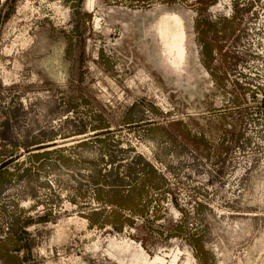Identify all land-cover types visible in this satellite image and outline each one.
<instances>
[{"label":"rangeland","instance_id":"rangeland-1","mask_svg":"<svg viewBox=\"0 0 264 264\" xmlns=\"http://www.w3.org/2000/svg\"><path fill=\"white\" fill-rule=\"evenodd\" d=\"M174 258L264 264V0H0V264Z\"/></svg>","mask_w":264,"mask_h":264},{"label":"bare ground","instance_id":"bare-ground-1","mask_svg":"<svg viewBox=\"0 0 264 264\" xmlns=\"http://www.w3.org/2000/svg\"><path fill=\"white\" fill-rule=\"evenodd\" d=\"M156 31L170 54H173L176 49L183 52L185 31L180 17L175 15L162 16L156 23ZM154 261L163 262L164 260L156 257ZM170 264H175V258Z\"/></svg>","mask_w":264,"mask_h":264}]
</instances>
